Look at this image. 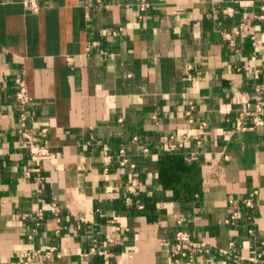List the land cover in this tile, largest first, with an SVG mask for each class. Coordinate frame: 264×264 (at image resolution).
Returning a JSON list of instances; mask_svg holds the SVG:
<instances>
[{
	"label": "crops",
	"instance_id": "1",
	"mask_svg": "<svg viewBox=\"0 0 264 264\" xmlns=\"http://www.w3.org/2000/svg\"><path fill=\"white\" fill-rule=\"evenodd\" d=\"M139 2L0 0V264H264V0Z\"/></svg>",
	"mask_w": 264,
	"mask_h": 264
},
{
	"label": "built area",
	"instance_id": "2",
	"mask_svg": "<svg viewBox=\"0 0 264 264\" xmlns=\"http://www.w3.org/2000/svg\"><path fill=\"white\" fill-rule=\"evenodd\" d=\"M98 1H101V0H98ZM40 2L41 0H23L24 6L28 10L35 12V13L41 9ZM139 6H140V9L143 11L150 8V4L147 2V0H140ZM232 11L233 10L231 9H227L225 13L227 15H232ZM235 31L236 33H238L239 29L236 28ZM16 85L18 88L16 92V99H17L19 107L23 109L30 103V100H31L28 94L26 80L23 77H18L16 79ZM190 109L193 110L194 107L191 106ZM261 113H262V106L257 105V107L253 108L249 100L246 99L244 101L242 117L244 119H251V122H252L251 124L253 126H259L263 124ZM28 144L30 145V147H34V144L31 140L28 141ZM46 154H47V151L42 148L38 152L39 156H44ZM255 195H256V192H253L250 195V198L246 201L247 206L252 207L253 197ZM231 221L232 220L230 219V220H227L226 222L230 223ZM93 252H97L101 255H105L104 251H99L97 249L93 250ZM37 254L38 253H34V255H37ZM210 255H212V248L208 244L197 241L192 232L188 230H182V231H178L175 233L174 247L170 253L169 264H199L198 261L200 257L204 258L206 256L209 257Z\"/></svg>",
	"mask_w": 264,
	"mask_h": 264
}]
</instances>
